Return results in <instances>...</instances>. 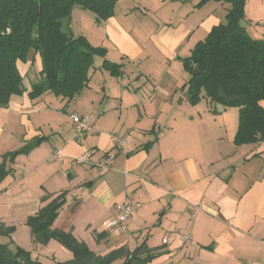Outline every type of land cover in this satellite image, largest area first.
<instances>
[{"label":"crops","instance_id":"obj_1","mask_svg":"<svg viewBox=\"0 0 264 264\" xmlns=\"http://www.w3.org/2000/svg\"><path fill=\"white\" fill-rule=\"evenodd\" d=\"M197 2L115 0L113 15L99 21L75 6L73 33L104 48L122 73L111 76L96 56L87 86L67 103L56 96L50 101L47 93L37 102L28 97L42 68L38 53L33 62L17 63L25 91L0 109V157L35 135L46 139L15 158L13 168L20 156L29 160L25 174L14 177L13 169V177L3 181L0 224L14 227L12 241L20 227L32 240L26 217L37 212L42 196L65 192L52 227L71 232L97 255L143 244L140 255L153 256L147 264H264V140L236 144L237 111L232 121L209 117L227 108L211 112L188 105L180 88L188 77L181 58L224 21L229 8L225 2ZM244 10L248 31L261 36L264 0H246ZM72 101L70 115L90 116L91 132L81 142L67 141L70 119L65 127L48 116ZM111 134L125 139L121 150H114ZM57 149L61 158L53 159ZM87 150L92 161L114 152L109 168L76 163ZM120 202L140 207L126 231H109L105 222ZM194 206H200L195 214ZM45 245L35 246L32 255L45 260L41 249L60 247L54 239ZM60 256H51L53 264L72 254L67 249Z\"/></svg>","mask_w":264,"mask_h":264},{"label":"trees","instance_id":"obj_2","mask_svg":"<svg viewBox=\"0 0 264 264\" xmlns=\"http://www.w3.org/2000/svg\"><path fill=\"white\" fill-rule=\"evenodd\" d=\"M207 1L198 0L195 6ZM214 1L229 4L224 21L214 25L190 54L181 58L188 75L194 64L199 71L189 81L185 79L180 88L192 104L205 99L212 106L216 104L214 107H235L238 119L234 142L256 143L264 140V33L256 37L248 31L246 0ZM75 6L91 11L99 21L113 15L115 0H0V109L8 106L12 96L25 91L17 63L33 62L35 53L42 64L39 78L28 92L35 102L46 93L69 102L87 86L96 56L102 57L100 67L111 76L122 73L121 64L105 58L104 48L92 46L84 36L73 33L70 21ZM45 139L35 135L1 155L0 185L13 171L15 158L28 154ZM41 203L25 223L35 246L54 239L71 252L70 259L57 264H112L119 259L118 264H147L153 257L140 255L143 244L132 251L120 246L97 255L71 232L52 227L65 203V192L44 195ZM13 230V226L0 224V239L5 237L0 240V264H46L30 251L9 247Z\"/></svg>","mask_w":264,"mask_h":264},{"label":"built area","instance_id":"obj_3","mask_svg":"<svg viewBox=\"0 0 264 264\" xmlns=\"http://www.w3.org/2000/svg\"><path fill=\"white\" fill-rule=\"evenodd\" d=\"M70 124L72 130V137L67 141L81 142L82 139L91 132L90 116L88 114H72L70 115ZM111 139L114 144V150H121L125 146V139L118 134H111ZM92 152L90 150L84 151L79 156L74 158L78 164L95 166L99 170H106L109 168V162L114 158V152L106 153L102 159L98 161L91 160ZM53 159H60V149H57L53 155ZM140 207L139 202H120L115 204V213L109 217L105 222V228L109 231L124 232L127 228V220L131 218ZM200 209V206L193 207V214ZM186 238V237H185ZM167 237L162 239L166 242Z\"/></svg>","mask_w":264,"mask_h":264},{"label":"rangeland","instance_id":"obj_4","mask_svg":"<svg viewBox=\"0 0 264 264\" xmlns=\"http://www.w3.org/2000/svg\"><path fill=\"white\" fill-rule=\"evenodd\" d=\"M99 60L100 59L97 58L96 59V62H99ZM47 94H46L47 98L50 99V101H54L53 99H55L56 97L52 93H47ZM57 102L59 103V99H57ZM188 105H193V106L198 105V107H200V108H203V107H205V108L206 107H211L210 110L212 112L213 111V108L212 107H214L216 104L214 106H212V104L210 105V103H208L205 99H202L199 103H196V104H192V103L188 102ZM57 107L58 106H56V108ZM220 107H221L220 105H217V108H220ZM73 110H74V103L72 101V102H70V103H68L66 105L64 112L60 111L63 114L56 113L58 111L57 110V111H52L48 116H49V118L51 120L54 119V117H55L60 122V125L61 126L68 127V125H69V119H70V116L69 115H70V113H73L72 112ZM236 111H237V109L235 107H228L227 108V113L217 114L216 112H212L208 116L209 117H211V116H219V120L220 121H222V120L232 121L233 120V116L236 114ZM18 162L19 163L13 168V169L16 170V174H15L14 177H18V176L20 177L21 175L25 174L24 164L25 163H28L29 160L26 159V157H24V156H20V158L18 159ZM9 177L10 178L13 177V171L9 174ZM5 186L6 185L3 182L0 185V191L2 189H4ZM20 228L18 229V231H19L18 238H14V241L9 244V247L12 250H15L16 247L18 246V247H21V248H23V249H25L27 251H30L32 253V251H34V249H35V245L33 244L32 240H30L29 236H27V233L26 232L23 233L22 229H20ZM0 240L3 241L4 239L1 238ZM58 244H59L60 247L53 248L52 246H49V247H45V248H43V249L40 250L41 255H44L46 257V258L45 257H42L43 259H45L43 261L46 264H53L54 263V259H52L51 256H55L56 259H57V257L60 258V257H62L60 255H62L63 250H64V252H65V250H67L59 242H58ZM40 245L41 246L42 245L46 246L45 244H40ZM36 253L38 254V252H36ZM115 264H118V263H115Z\"/></svg>","mask_w":264,"mask_h":264},{"label":"water","instance_id":"obj_5","mask_svg":"<svg viewBox=\"0 0 264 264\" xmlns=\"http://www.w3.org/2000/svg\"><path fill=\"white\" fill-rule=\"evenodd\" d=\"M198 71H199V66L197 64H194L191 73L187 77V81H189L194 75H196Z\"/></svg>","mask_w":264,"mask_h":264}]
</instances>
